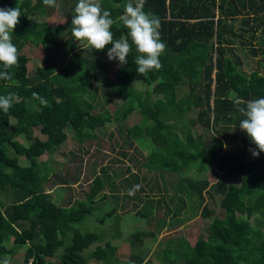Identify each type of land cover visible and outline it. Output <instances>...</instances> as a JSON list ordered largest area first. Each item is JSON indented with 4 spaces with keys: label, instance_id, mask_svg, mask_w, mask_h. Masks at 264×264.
Wrapping results in <instances>:
<instances>
[{
    "label": "trees",
    "instance_id": "trees-1",
    "mask_svg": "<svg viewBox=\"0 0 264 264\" xmlns=\"http://www.w3.org/2000/svg\"><path fill=\"white\" fill-rule=\"evenodd\" d=\"M126 2L100 0L102 9H107L114 20V39L126 36L128 31L119 21ZM16 6L21 15L12 42L18 62L6 69L12 78L0 80V95L12 92L18 97L13 98L8 111H0V260H8L25 246L23 260L16 264H90L83 252L92 247L94 264H111L108 256L116 251L113 239L120 235L117 229L122 221L116 208L125 207L126 203L120 205V201L126 202L135 190L143 192L137 173L131 167L118 172L109 165L100 167V174L91 180L93 193L70 204L50 199L46 184L57 175L39 157L57 152L69 132L80 145L78 151L87 153L81 145L95 141L97 130L136 112L140 122L130 127L133 139L161 135L165 140L164 146L151 148L142 161L135 160L147 173L158 176L155 184L161 197H148L144 206L164 203L166 214L171 213L174 222H179L182 215L183 221L189 220L197 212L203 218L210 216L213 211L209 202L215 197L222 211L209 223L205 237H199L193 245L185 240L166 244L160 258L166 264H264V153L255 157L254 169L247 170L243 155L230 150L233 145L255 147L238 128L242 114L234 100L264 96V72L255 69L245 73L242 61L231 51L237 41L241 48L256 41L257 46L249 48V53L264 56V0H143L144 10L159 17L160 39L166 45L159 57L161 67L137 72L134 61L138 53L129 37L128 63L117 62L115 82L105 85L97 78L102 55L111 44L102 50L78 48L71 22L50 26L28 21L34 15L49 16L56 7L44 5L42 0H0V7ZM235 20L240 22L238 27ZM28 44L43 51L42 65L31 72L23 51ZM59 52L66 58L61 68L54 64ZM94 83L103 87L101 96ZM139 83L147 85V90H136ZM33 92L48 103L40 105ZM109 93L121 97L126 108L111 114L99 107ZM190 116L197 127L209 132L207 139L193 134ZM19 137L28 144L18 141ZM118 154L126 156L120 150ZM20 158L28 163L21 164ZM199 165L215 168L221 173L218 180L210 184L196 175L189 176L190 169L197 170ZM235 177L239 178L237 184L231 182ZM108 195L113 206L109 210L114 218L111 225L105 230L88 229L86 221L100 214L99 206ZM188 203L190 216L185 214ZM134 214L145 218L142 210ZM250 219H256V224ZM83 222L87 230L78 228ZM7 237L12 238L11 247L4 243ZM66 237L75 251L56 254L53 249L62 247ZM140 239V232L135 231L129 243L139 247ZM145 254L133 251L130 258L136 264H149Z\"/></svg>",
    "mask_w": 264,
    "mask_h": 264
},
{
    "label": "rangeland",
    "instance_id": "rangeland-1",
    "mask_svg": "<svg viewBox=\"0 0 264 264\" xmlns=\"http://www.w3.org/2000/svg\"><path fill=\"white\" fill-rule=\"evenodd\" d=\"M18 1L22 3L34 2V0ZM75 3L76 0H58V6L49 16L44 17L34 15L30 16L28 21L45 22L50 26L71 22V16L74 14L73 9ZM234 24L235 27H238L240 22L235 20ZM64 38L61 40L62 43H64ZM75 44L78 48L87 46L77 41H75ZM253 46H257L256 41H254L252 45L243 48L239 46V42L237 41L235 42L231 52L240 58L242 61L241 69L245 73L255 69L262 73L264 72V56L261 54L252 56L248 50ZM23 51L29 58L27 64L29 72L42 65L41 61L43 58V51L40 46L28 44ZM105 53L102 55V63L99 68L100 75L97 78L102 82L101 85H105L106 82H115L114 72L117 61L108 60ZM65 62L66 58L63 56L62 52L55 55L54 64L57 68H61ZM101 85L94 83V86L97 87V93L99 96H101L103 90ZM147 88V85L143 83L135 85L136 90H147ZM109 94L111 95L107 96L106 100H104V97H101L102 99L98 103L99 107L103 106V108L108 110L111 114L118 110L122 111L126 108V103L121 99V97H118L113 93ZM231 98H235V95L231 94ZM189 118V125L192 126L193 134L195 136H201L203 139H207L209 132L197 127L192 116ZM139 122L140 115L135 112L122 122L107 123L103 129L96 131L98 138L95 141L81 145L82 147L84 146V148L88 149L87 153L78 151L80 145L72 133L69 132L67 133L66 141L57 152L52 155H42L39 157V161L46 162L49 167L52 168V172L57 175V178L50 180V182L46 184L50 199L53 201L60 200V202L69 201L70 204L76 200H84L86 199V195L93 193L91 180L96 175L100 174V167L109 165L108 167H112V169H115L117 172L123 170L125 167H131V171L137 173L143 192L142 190H135L131 194V198L127 199L126 202L120 201V205L126 203L125 207L122 209L116 208V212L120 216L118 217L122 220L120 223L122 226L120 225L117 229L120 230L118 238L113 239V243L116 245V251L108 256L107 261H110L111 264H113V262L114 264H117V260L118 264H136L134 263V260H131L130 258V254L133 253V251L135 254L146 253L145 260H148L149 264H166L165 260L160 258L162 250L165 248L166 244L175 245L178 241L185 240L190 245H193L199 237H205L208 234V225L212 219L215 216L222 215L218 197H215L209 202V209L213 211V214L210 216L203 218L198 212H190V204L188 203L187 209L189 210L185 211V214L190 216V213H192V216L189 220L187 219L184 221L183 218L185 216H179V222L173 221L171 213L168 215L166 214L167 208L164 206V203L151 208H149V206H144V201L148 197H161V193L157 192L155 184L158 182V176L153 173H147L139 166V164L135 163V160L142 161V158L147 156L151 148L164 146L165 140L161 135H157L153 138L139 140L133 139L130 136V127ZM34 135L39 137L37 131L34 132ZM17 140L24 142V145L28 144V142L22 138H17ZM119 150L126 153L124 158L118 154ZM230 150L235 155H243V164L247 170L254 169L257 161L256 158L251 155L252 149H243L241 146L233 145ZM20 163L27 164L28 162L25 159L20 158ZM108 172L111 174L112 170H108ZM220 174L221 173L215 168L203 165H199L197 170L190 169L189 171V176L196 175V178L205 179L209 181L210 184H214L218 180ZM143 176L146 177L145 181L141 180ZM170 177L172 180H174L173 178L176 179V177ZM171 178L167 177L166 179L171 180ZM61 180H65V184H60L62 182ZM238 181V177L231 180V182L236 184ZM118 182L119 181L117 180L115 184L118 185ZM151 187L153 188L152 191H150ZM136 196L139 197V199L136 198ZM102 205V207L99 206L101 209L100 214H95V218H90L86 221L85 226L88 229L92 230L102 227L105 230V228L111 225L114 218L109 214V210L112 206L110 195L107 196ZM137 210H142V212H144V219L135 217L134 213ZM123 215L126 216L122 218ZM129 216L131 217L128 220H124ZM250 223L255 225L256 219H250ZM83 224L84 222L80 224L78 228L80 230H87L83 228ZM135 231L140 232L141 239L138 241L139 247L136 244L134 248L129 242L132 239L133 232L135 233ZM4 243L8 247H11L13 245L12 238H4ZM99 244L102 245L103 243L100 242ZM24 250L25 246L19 249L16 255L8 258V264L21 263L24 256ZM53 250L58 255H67L75 251L68 237L64 238L62 247ZM91 251L92 247L84 250L83 256L90 264H94L95 261L92 259ZM113 258H117L116 262ZM52 261H54V259ZM51 263L53 264L54 262Z\"/></svg>",
    "mask_w": 264,
    "mask_h": 264
},
{
    "label": "clouds",
    "instance_id": "clouds-1",
    "mask_svg": "<svg viewBox=\"0 0 264 264\" xmlns=\"http://www.w3.org/2000/svg\"><path fill=\"white\" fill-rule=\"evenodd\" d=\"M42 2L49 7L58 6L57 0H42ZM73 12L71 34L75 41L95 50L105 49L106 45L111 44L105 53L107 59L124 65L128 63L127 56L131 47L128 38L130 37L138 53L134 61L137 72L145 73L161 67L159 57L166 45L160 39L159 17L151 11L144 10L143 0H127L124 4L119 21L128 31L126 36H121L119 39L113 37L114 20L107 9H102L100 0H76ZM20 15L21 10L17 6L0 7V68L5 69L0 70V80H10L12 73L6 69L15 66L18 62V52L12 42V33ZM32 95L40 105L48 103L38 93L33 92ZM14 97L16 94L12 92L0 95V111H8ZM234 104L238 106V112L242 114L238 128L255 146L251 155L256 157L264 153V96L247 101L237 97ZM0 264H8V260H0Z\"/></svg>",
    "mask_w": 264,
    "mask_h": 264
},
{
    "label": "crops",
    "instance_id": "crops-1",
    "mask_svg": "<svg viewBox=\"0 0 264 264\" xmlns=\"http://www.w3.org/2000/svg\"><path fill=\"white\" fill-rule=\"evenodd\" d=\"M20 138V137H19Z\"/></svg>",
    "mask_w": 264,
    "mask_h": 264
}]
</instances>
